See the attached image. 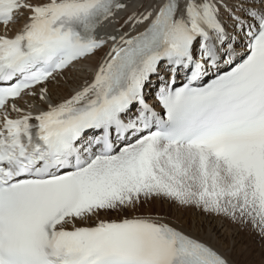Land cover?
<instances>
[{"label": "snow or ice", "instance_id": "snow-or-ice-1", "mask_svg": "<svg viewBox=\"0 0 264 264\" xmlns=\"http://www.w3.org/2000/svg\"><path fill=\"white\" fill-rule=\"evenodd\" d=\"M197 216L264 247V0H0V264H237Z\"/></svg>", "mask_w": 264, "mask_h": 264}, {"label": "bare ground", "instance_id": "bare-ground-1", "mask_svg": "<svg viewBox=\"0 0 264 264\" xmlns=\"http://www.w3.org/2000/svg\"><path fill=\"white\" fill-rule=\"evenodd\" d=\"M195 218L198 221H203L205 227L202 235L213 243L216 242L217 235L224 238L229 247L235 242V251L230 254V257L237 264H261L260 260L264 255V247H262L259 239L250 232L242 231L237 226L220 218L208 217L204 219L199 216Z\"/></svg>", "mask_w": 264, "mask_h": 264}, {"label": "rangeland", "instance_id": "rangeland-1", "mask_svg": "<svg viewBox=\"0 0 264 264\" xmlns=\"http://www.w3.org/2000/svg\"><path fill=\"white\" fill-rule=\"evenodd\" d=\"M262 258H264V255H263V257H262ZM260 261H261V260H260ZM260 261H259V262H260Z\"/></svg>", "mask_w": 264, "mask_h": 264}]
</instances>
